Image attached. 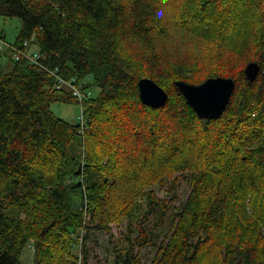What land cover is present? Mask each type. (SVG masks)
I'll return each instance as SVG.
<instances>
[{"label": "trees", "instance_id": "1", "mask_svg": "<svg viewBox=\"0 0 264 264\" xmlns=\"http://www.w3.org/2000/svg\"><path fill=\"white\" fill-rule=\"evenodd\" d=\"M0 16L20 21L13 44L30 41L98 90L82 102L81 133L51 109L78 103L68 90L12 54L0 66V264H24L27 251L29 264H86L87 224L110 232L141 197L120 264H142L149 216L170 229L153 264H264V0H0ZM218 76L235 82L231 98L201 119L176 83ZM141 78L166 91L163 106L141 102ZM179 175L190 192L178 210ZM165 178L170 199L152 188Z\"/></svg>", "mask_w": 264, "mask_h": 264}, {"label": "rangeland", "instance_id": "2", "mask_svg": "<svg viewBox=\"0 0 264 264\" xmlns=\"http://www.w3.org/2000/svg\"><path fill=\"white\" fill-rule=\"evenodd\" d=\"M20 30V21L15 17H3L0 16V34L5 35L6 41L13 43L16 37L19 34ZM32 47V46H31ZM32 49V48H31ZM33 50V49H32ZM2 53L0 66L5 69L9 64V56L11 52L6 50ZM91 92L97 93V89H90ZM93 95V94H92ZM52 111L59 117L65 118L70 121H77L78 116L80 115L79 104H60L55 103L52 105ZM183 175H179V178L176 183L175 188V197L172 205L175 206L178 210L182 207L186 201L188 194L190 192V187L188 181L185 180ZM167 186H161L159 183L155 184L152 188L157 196L170 199L173 195L167 187L171 181L170 178H165ZM75 199V204H79L78 198ZM145 197L138 198L137 203H139V211L136 212V217L132 220L122 218L120 223H111L110 232H106L103 229H98L94 224H87L89 227L88 236L84 240V247L86 248L88 255L86 264H120L119 260L116 258L117 243H120L123 246H127L126 242L123 241L122 233L126 231L127 225L129 223L136 226L141 220V216L145 211ZM152 216L148 217V220L143 223V227L152 230L151 240L144 244L140 249L135 247V251L138 252L142 264H153L155 254L157 252L160 244L167 240V237L170 233L169 226L163 225L158 227H153ZM113 236L112 238H110ZM137 232H133L132 237L136 236ZM149 237V238H150ZM78 251V249L76 248ZM31 262V253L27 251L23 257V263L29 264Z\"/></svg>", "mask_w": 264, "mask_h": 264}, {"label": "water", "instance_id": "3", "mask_svg": "<svg viewBox=\"0 0 264 264\" xmlns=\"http://www.w3.org/2000/svg\"><path fill=\"white\" fill-rule=\"evenodd\" d=\"M259 66L249 63L245 68L249 80H254ZM177 86L195 113L201 119L217 118L224 111L235 87L230 77H210L199 84L177 81ZM140 100L149 107H161L168 98L166 91L149 78L138 80ZM239 264V263H237Z\"/></svg>", "mask_w": 264, "mask_h": 264}, {"label": "built area", "instance_id": "4", "mask_svg": "<svg viewBox=\"0 0 264 264\" xmlns=\"http://www.w3.org/2000/svg\"><path fill=\"white\" fill-rule=\"evenodd\" d=\"M8 49L10 50L13 59L21 60L24 59L30 64H34L38 66L42 71L47 73L53 80V88L56 90L65 89L68 90L71 95L77 100L80 107V115L78 116V122L81 125L80 132L83 133L85 125H84V115H83V107L82 102L84 99L92 94L90 89H84L83 83L84 81H79L75 77L68 78L64 76L60 67L52 66L43 63L41 61V55L36 50L31 49L30 41L24 40L22 43L15 45L6 41L0 35V50ZM89 219V218H88ZM85 231H82L80 234V243H83V236ZM28 248L31 252L34 250L33 242L28 243Z\"/></svg>", "mask_w": 264, "mask_h": 264}, {"label": "crops", "instance_id": "5", "mask_svg": "<svg viewBox=\"0 0 264 264\" xmlns=\"http://www.w3.org/2000/svg\"><path fill=\"white\" fill-rule=\"evenodd\" d=\"M33 50H36L35 48H33V46L31 47Z\"/></svg>", "mask_w": 264, "mask_h": 264}]
</instances>
